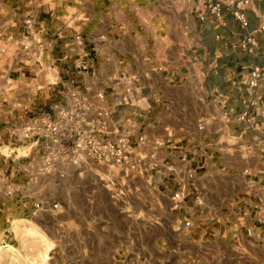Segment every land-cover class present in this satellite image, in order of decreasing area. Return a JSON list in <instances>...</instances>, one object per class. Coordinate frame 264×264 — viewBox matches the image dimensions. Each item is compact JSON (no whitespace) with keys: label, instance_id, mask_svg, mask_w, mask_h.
Returning a JSON list of instances; mask_svg holds the SVG:
<instances>
[{"label":"crops","instance_id":"crops-1","mask_svg":"<svg viewBox=\"0 0 264 264\" xmlns=\"http://www.w3.org/2000/svg\"><path fill=\"white\" fill-rule=\"evenodd\" d=\"M201 7L20 0L17 13L34 20L35 47L55 66L38 71L22 49L26 25L16 27L11 55L0 59V106L49 111L75 87L94 108L97 134H129L133 151L126 171L89 163L51 173L78 179L62 184L58 209H42L22 163L38 146L14 142L16 117L0 108V150L10 146L0 154L9 179L0 182V264H264V74L254 128L239 119L251 69H264V0L245 8L254 52L242 46L247 30L228 7L222 22ZM83 50L86 69L77 65ZM123 74L134 78L129 103L121 102L124 87L117 94L111 86Z\"/></svg>","mask_w":264,"mask_h":264},{"label":"built area","instance_id":"built-area-1","mask_svg":"<svg viewBox=\"0 0 264 264\" xmlns=\"http://www.w3.org/2000/svg\"><path fill=\"white\" fill-rule=\"evenodd\" d=\"M197 1H201L203 6L199 8L200 12L204 10L210 12L218 22L224 20L223 8L228 7L247 30L241 42L242 46L250 52L255 51L258 41L254 31L250 30V20L245 12V8L252 3V0ZM25 24L26 30L22 43L24 56L28 60L35 59L38 71L51 72L55 64L46 61L43 57V50L35 47L37 43H34L33 17L27 16ZM258 29L264 30V22ZM76 38L81 42L83 40L81 34H78ZM36 42L41 41L36 40ZM85 56L86 51L83 50L77 63L80 69H86L89 65ZM263 74V67L254 65L247 80L251 96L248 108L240 114L239 119L247 122L250 128H254L255 117L258 114V106L262 98L259 90ZM133 79L123 74L112 81L111 86L115 91L121 86L125 88L121 90V102L129 103L131 101V94L134 90ZM116 93L119 94L117 91ZM119 104L122 103L119 102ZM97 111L99 117L109 114L107 110ZM93 112L94 108L89 98L74 87L69 94L68 102L57 103L49 111L29 113L27 117L15 119V122L9 127V134L14 142H19L21 145L38 146L37 154L25 165L27 176L34 178L43 174H63L64 169L69 166L82 167L89 163L114 165L122 171H126L130 164V154L133 151L130 135L122 134L117 138L99 136ZM140 140H144V137L141 136ZM2 154L7 156V154ZM8 181V172L0 165V182L8 183ZM14 188L11 185L7 193L12 192ZM37 206L41 207V204L38 203ZM53 207L57 208L58 204L55 203ZM247 232L253 234V229L249 227Z\"/></svg>","mask_w":264,"mask_h":264},{"label":"rangeland","instance_id":"rangeland-1","mask_svg":"<svg viewBox=\"0 0 264 264\" xmlns=\"http://www.w3.org/2000/svg\"><path fill=\"white\" fill-rule=\"evenodd\" d=\"M20 0H0V43H2V46L0 47V59L1 60H8V57L11 55V48H12V41L13 37L16 35L14 34V30L18 26H23L25 24L26 17H23L22 15L18 14V8ZM18 12V13H17ZM7 62V61H6ZM28 75V74H27ZM27 78H25L26 80ZM27 83V80L25 81ZM28 86H26L27 90ZM25 90V91H26ZM26 98H21L26 104H30V98L28 95H26ZM51 96H48L47 98L41 97L39 99L40 105H43L46 100H50ZM10 99L11 97H7ZM33 99V97L31 98ZM38 101V102H39ZM7 103V102H6ZM7 106V105H5ZM5 106H0V108H4ZM12 104H10L9 107H5L6 110L9 111L10 114L17 118H23L27 117L29 113H26L24 110L16 109L15 111L12 110ZM5 110V109H4ZM8 119H10V122L14 121L12 120V116H10ZM10 149V146H6L5 144L2 145L0 154L8 153ZM11 151V150H10ZM24 150L17 151V154H20V156H25ZM28 160H25L22 163L25 165L28 164ZM25 170V168H24ZM71 172V171H70ZM77 177L73 173H70L68 176H62V175H51V174H43L38 175L34 178H30L27 176L25 179V184H28V181L34 182V190L36 198L40 201H38L41 204V208L44 209L46 207V204H50V202H55L58 204L59 208L60 206V200L62 196L67 195V192L65 191V188L62 184H65L67 182H76ZM28 180V181H27ZM37 202V203H38ZM46 217V216H44ZM24 231L27 232H35V231H42L39 227H36V229L30 228L27 226L24 227Z\"/></svg>","mask_w":264,"mask_h":264}]
</instances>
